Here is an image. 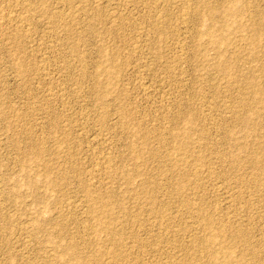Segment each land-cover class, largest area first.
Instances as JSON below:
<instances>
[{
    "label": "rangeland",
    "instance_id": "1",
    "mask_svg": "<svg viewBox=\"0 0 264 264\" xmlns=\"http://www.w3.org/2000/svg\"><path fill=\"white\" fill-rule=\"evenodd\" d=\"M8 1L0 264H264V0Z\"/></svg>",
    "mask_w": 264,
    "mask_h": 264
},
{
    "label": "bare ground",
    "instance_id": "2",
    "mask_svg": "<svg viewBox=\"0 0 264 264\" xmlns=\"http://www.w3.org/2000/svg\"><path fill=\"white\" fill-rule=\"evenodd\" d=\"M10 1V0H9ZM8 1V2H9ZM12 1V0H11ZM43 1V0H42ZM45 1H47V0H45ZM52 1V0H51ZM99 1V0H98ZM148 1V0H147ZM153 1V0H152ZM246 1V0H245ZM33 2V1H32ZM44 2V1H43ZM43 2H42V4H43ZM65 2V1H64ZM72 2V1H71ZM89 2V1H88ZM87 2V3H88ZM145 2V1H144ZM153 2H155V1H153ZM7 3V2H6ZM49 3V2H48ZM59 3V2H58ZM162 3V2H161ZM35 4V3H34ZM159 4V3H158ZM158 4H156V5H158ZM181 4V3H180ZM19 5V4H18ZM81 5V4H80ZM8 6V5H7ZM67 6H69V5H67ZM161 6V5H160ZM184 6V5H183ZM220 6V5H219ZM223 6V5H222ZM26 7H27V5H26ZM38 7V6H37ZM36 7V8H37ZM40 7H41V3H40ZM85 7V6H84ZM212 7V6H211ZM246 7V6H245ZM10 8H12L11 7V5H10ZM9 8V9H10ZM29 8V7H28ZM30 8H31V6H30ZM46 8V7H45ZM70 8V7H69ZM75 8H77V6L75 7ZM88 8V7H87ZM200 8V7H199ZM205 8V7H204ZM13 9H15V8H13ZM18 9V8H17ZM49 9V8H48ZM78 9V8H77ZM190 9V8H189ZM2 10V9H1ZM25 10V9H24ZM36 10V9H35ZM80 10V9H79ZM211 10V9H210ZM12 11H14V10H12ZM16 11H18V10H16ZM37 11V10H36ZM71 11V10H70ZM74 11V10H73ZM6 12V11H5ZM32 12V11H31ZM68 12V11H67ZM187 12V11H186ZM8 13V12H7ZM26 13H28L27 11H26ZM71 13V12H70ZM86 13H87V11H86ZM11 14V13H10ZM32 14H34V13H32ZM31 14V15H32ZM41 14V13H40ZM69 14V13H68ZM207 14V13H206ZM0 15H2L1 13H0ZM29 15H30V13H29ZM46 15V14H45ZM51 15V14H50ZM71 15L73 16V13H71ZM156 15V14H155ZM160 15V14H159ZM164 15V14H163ZM181 15V14H180ZM188 15V14H187ZM195 15V14H194ZM9 15H7V17H8ZM11 16H14V15H11ZM19 15H17V17H18ZM41 16V15H40ZM43 16V15H42ZM162 16V15H161ZM184 16V15H183ZM198 16V15H197ZM3 17V16H2ZM2 17H0V18H2ZM5 17V16H4ZM15 17V16H14ZM35 17V16H34ZM57 17H59V16H57ZM57 17H55L54 16V18H57ZM199 17V16H198ZM16 18V17H15ZM32 18V17H31ZM39 18V17H38ZM47 18V17H46ZM49 18V17H48ZM47 18V19H48ZM53 18V19H54ZM60 18V17H59ZM99 18V17H98ZM167 18V17H166ZM165 18V19H166ZM183 18H186V17H183ZM182 18V19H183ZM213 18V17H212ZM22 19V18H21ZM43 19V18H42ZM45 19V18H44ZM52 19V18H51ZM155 19V18H154ZM28 20H30V19H28ZM162 20V19H161ZM199 20V19H198ZM2 21H4V20H2ZM6 21V20H5ZM9 21V20H8ZM12 21V20H11ZM16 21V20H15ZM21 21V20H20ZM47 21V20H46ZM54 21H55V19H54ZM58 21V20H57ZM92 21V20H91ZM10 22V21H9ZM51 22V21H50ZM156 22V21H155ZM162 22V21H161ZM4 23V22H3ZM6 23V22H5ZM11 23V22H10ZM12 23H14V21L12 22ZM25 23H27V21L25 22ZM52 23V22H51ZM59 23V22H58ZM158 23V22H157ZM174 23V22H173ZM181 23V22H180ZM253 23H255V22H253ZM8 24V23H7ZM6 24V25H7ZM18 24V23H17ZM17 24H15V25H17ZM20 24V23H19ZM18 24V25H19ZM60 24V23H59ZM65 24V23H64ZM161 24V23H160ZM2 25V24H1ZM0 25V26H1ZM5 25V26H6ZM159 25V24H158ZM157 25V26H158ZM3 26V25H2ZM11 26H12V24H11ZM153 26V25H152ZM4 27V26H3ZM18 27V26H17ZM46 27V26H45ZM67 27V26H66ZM70 27V26H69ZM156 27V26H155ZM258 27V26H257ZM90 28H92V27H90ZM183 28V27H182ZM3 29V28H2ZM159 29H160V27H159ZM163 29V28H162ZM10 30V29H9ZM12 30V29H11ZM166 30V29H165ZM53 31V30H52ZM10 32V31H9ZM71 32V31H70ZM107 32V31H106ZM205 32V31H204ZM257 32V31H256ZM54 33V32H53ZM158 33V32H157ZM156 33V34H157ZM7 34V33H6ZM4 35V34H3ZM9 35V34H8ZM161 35V34H160ZM2 36V35H1ZM16 36V35H15ZM155 36V35H154ZM179 37V36H178ZM10 38V37H9ZM8 39V38H7ZM71 39V38H70ZM15 40V39H14ZM10 41V40H9ZM236 42V41H235ZM2 43V42H1ZM13 44V43H12ZM248 44V43H247ZM14 45V44H13ZM239 45V44H238ZM74 46H75V44H74ZM11 47V46H10ZM72 47V46H71ZM103 47V46H102ZM71 50V49H70ZM135 50V49H134ZM110 52V51H109ZM114 52V51H113ZM121 54V53H120ZM78 55V54H77ZM109 55V54H108ZM79 57V56H78ZM72 62V61H71ZM81 62V61H80ZM22 63V62H21ZM98 63H100V62H98ZM70 64V63H69ZM115 66V65H114ZM24 68V67H23ZM27 71V70H26ZM41 71V70H40ZM39 71V72H40ZM19 74V73H18ZM24 74V73H23ZM116 74V73H115ZM112 79V78H111ZM95 83V82H94ZM95 85V84H94ZM97 85V84H96ZM102 86V85H101ZM104 87V86H103ZM256 93V92H255ZM245 94V93H244ZM251 99V98H250ZM258 99V98H257ZM164 100H166V99H164ZM167 100H169V99H167ZM240 101H242V100H240ZM246 101V100H245ZM230 111V110H229ZM18 116V115H17ZM181 116V115H180ZM179 118V117H178ZM177 118V119H178ZM104 120V119H103ZM125 123V122H124ZM128 123V122H127ZM228 130V129H227ZM16 132V131H15ZM168 132V131H167ZM172 132V131H171ZM30 133V132H29ZM151 134V133H150ZM145 135V134H144ZM162 136V135H161ZM146 137V136H145ZM161 138V137H160ZM167 140V139H166ZM146 142V141H145ZM164 143V142H163ZM162 143V144H163ZM35 147V146H34ZM136 150V149H135ZM143 150V149H142ZM170 152V151H169ZM129 153H131V152H129ZM159 153V152H158ZM172 156V155H171ZM36 157V156H35ZM103 157V156H102ZM241 159V158H240ZM46 161V160H45ZM208 161V160H207ZM171 162V161H170ZM211 162V161H210ZM104 163V162H103ZM110 163H111V161H110ZM185 165V164H184ZM239 165V164H238ZM45 167V166H44ZM48 168V167H47ZM105 168V167H104ZM103 168V169H104ZM112 168V167H111ZM43 169V168H42ZM105 170V169H104ZM103 170V171H104ZM208 170V169H207ZM165 171V170H164ZM180 171V170H179ZM49 172V171H48ZM45 173V172H44ZM109 173V172H108ZM112 173H113V171H112ZM174 173V172H173ZM158 174V173H157ZM203 175V174H202ZM98 176V175H97ZM146 176V175H145ZM91 178V177H90ZM107 178V177H106ZM197 178V177H196ZM147 179H148V177H147ZM100 180V179H99ZM180 180V179H179ZM185 182V181H184ZM92 183V182H91ZM144 183V182H143ZM176 184V183H175ZM177 185V184H176ZM87 186V185H86ZM145 189V188H144ZM148 189V188H147ZM258 190V189H257ZM93 191V190H92ZM88 192V191H87ZM184 193V192H183ZM86 194V193H85ZM89 196V195H88ZM95 197V196H94ZM90 199V198H89ZM108 199H109V197H108ZM184 199V198H183ZM111 200V199H110ZM262 201V200H261ZM106 202V201H105ZM264 202V201H263ZM181 203V202H180ZM261 203V202H260ZM107 204H109V203H107ZM191 204V203H190ZM262 204V203H261ZM184 205H185V203H184ZM203 205V204H202ZM256 206V205H255ZM62 207V206H61ZM87 208V207H86ZM185 208V207H184ZM188 208V207H187ZM187 208H186V210H187ZM192 208V207H191ZM205 208V207H204ZM258 208V207H257ZM59 209V208H58ZM151 209V208H150ZM86 210V209H85ZM160 210V209H159ZM183 211V210H182ZM201 211V210H200ZM211 212V211H210ZM164 213V212H163ZM259 213V212H258ZM100 214V213H99ZM179 214V213H178ZM188 214V213H187ZM225 215H226V213H225ZM216 216H217V214H216ZM133 217V216H132ZM219 217V216H218ZM93 218V217H92ZM186 218V217H185ZM189 218V217H188ZM227 218V217H226ZM197 219V218H196ZM221 219V218H220ZM235 219V218H234ZM140 220V219H139ZM251 220V219H250ZM109 221V220H108ZM229 221V220H228ZM239 221V220H238ZM116 222V221H115ZM160 222V221H159ZM245 222V221H244ZM251 222V221H250ZM139 223V222H138ZM191 223V222H190ZM83 224V223H82ZM106 224V223H105ZM242 224V223H241ZM222 225V224H221ZM82 226V225H81ZM88 226V225H87ZM107 226V225H106ZM167 226V225H166ZM196 226V225H195ZM119 227V226H118ZM93 228V227H92ZM105 228V227H104ZM165 228V227H164ZM173 228V227H172ZM175 228V227H174ZM179 228V227H178ZM232 228V227H231ZM247 228V227H246ZM88 229V228H87ZM185 229V228H184ZM202 229V228H201ZM219 229V228H218ZM196 230V229H195ZM84 231V230H83ZM89 231V230H88ZM78 232V231H77ZM183 232V231H182ZM192 232V231H191ZM196 232V231H195ZM229 232V231H228ZM76 233V232H75ZM111 233V232H110ZM110 233H108V234H110ZM166 233V232H165ZM186 233V232H185ZM78 234V233H77ZM177 234V233H176ZM189 234V233H188ZM243 234V233H242ZM251 234V233H250ZM118 235H120V233L118 234ZM191 235V234H190ZM221 235H223V234H219V240H217V241H214L213 240V238H209L207 241H208V243L209 244H215V245H218L220 248V250H217V251H214L213 252V254H211L212 255V257H213V259H214V261H216L215 263L214 262H212V263H214V264H240L239 263V261L237 262V260H235V258H233L232 256H231V253H230V250H229V248H227V247H225V245H224V236H222L221 237ZM115 236V235H114ZM204 236V235H203ZM205 236H207V235H205ZM229 236V235H228ZM252 237V236H251ZM73 238V237H72ZM111 238V237H110ZM200 238V237H199ZM189 239V238H188ZM205 239V238H204ZM238 239H240V238H238ZM258 239V238H257ZM261 239V238H260ZM260 239H259V241H260ZM113 240V239H112ZM111 240V241H112ZM154 240V239H153ZM197 240V239H196ZM110 241V240H109ZM199 241V240H198ZM230 241V240H229ZM237 241V240H236ZM243 241V240H242ZM250 241V240H249ZM263 241V240H262ZM261 242V241H260ZM85 243V242H84ZM202 243V242H201ZM255 243V242H254ZM198 244V243H197ZM213 244V245H214ZM239 244V243H238ZM260 244V243H259ZM96 245V244H95ZM169 245V244H168ZM173 245V244H172ZM246 245V244H245ZM104 246V245H103ZM118 246V245H117ZM195 246V245H194ZM200 246V245H199ZM232 246V245H231ZM240 246V245H239ZM116 247V246H115ZM230 247V246H229ZM256 247V246H255ZM126 248V247H125ZM130 248V247H129ZM184 249V248H183ZM222 249V250H221ZM190 250V249H189ZM198 250V249H197ZM243 250V249H242ZM130 251V250H129ZM233 251V250H232ZM120 252H122V251H120ZM164 252V251H163ZM190 252V251H189ZM238 252V251H237ZM243 252V251H242ZM89 253V252H88ZM112 253V252H111ZM194 253V252H193ZM198 253V252H197ZM257 253V252H256ZM260 253V252H259ZM239 255H241V254H239ZM120 256H122V255H120ZM181 256V255H180ZM198 256V255H197ZM247 256H248V254H247ZM252 256V255H251ZM102 257V256H101ZM199 257V256H198ZM200 257H202V256H200ZM222 258L220 261H217V259H219V258ZM181 258V257H180ZM204 258V257H203ZM108 259V258H107ZM212 259V260H213ZM197 260V259H196ZM242 260V259H241ZM46 262V261H45ZM115 262V261H114ZM119 262V261H118ZM195 262V261H194ZM241 262H243V261H241ZM254 262V261H253ZM198 264V263H197ZM242 264V263H241Z\"/></svg>",
    "mask_w": 264,
    "mask_h": 264
}]
</instances>
